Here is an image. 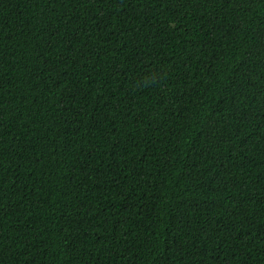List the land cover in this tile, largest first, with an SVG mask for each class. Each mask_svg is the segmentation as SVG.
Returning a JSON list of instances; mask_svg holds the SVG:
<instances>
[{
  "label": "trees",
  "instance_id": "trees-1",
  "mask_svg": "<svg viewBox=\"0 0 264 264\" xmlns=\"http://www.w3.org/2000/svg\"><path fill=\"white\" fill-rule=\"evenodd\" d=\"M0 264H264V0H0Z\"/></svg>",
  "mask_w": 264,
  "mask_h": 264
}]
</instances>
